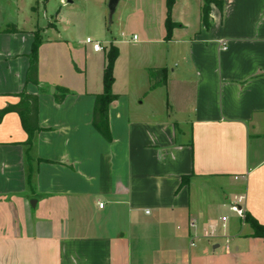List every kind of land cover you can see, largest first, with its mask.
Returning a JSON list of instances; mask_svg holds the SVG:
<instances>
[{
	"label": "crops",
	"instance_id": "crops-1",
	"mask_svg": "<svg viewBox=\"0 0 264 264\" xmlns=\"http://www.w3.org/2000/svg\"><path fill=\"white\" fill-rule=\"evenodd\" d=\"M122 1L121 32L108 28L102 52L63 34L62 8L52 28L32 7L29 30L1 33L0 110L37 95L39 130L27 145L18 114L0 122V264H244L253 245L264 260V241L232 211L264 226V0H218L209 28L203 0H177L168 40L166 0ZM111 46L108 140L94 114ZM151 69H166L164 86ZM58 88L70 91L60 104ZM224 221L229 246L191 247Z\"/></svg>",
	"mask_w": 264,
	"mask_h": 264
},
{
	"label": "rangeland",
	"instance_id": "rangeland-1",
	"mask_svg": "<svg viewBox=\"0 0 264 264\" xmlns=\"http://www.w3.org/2000/svg\"><path fill=\"white\" fill-rule=\"evenodd\" d=\"M67 1L0 0V36L1 33L9 32L17 26L23 30H29L32 7H35L34 10H38L37 14L33 15L35 21L39 22L40 26L48 28L54 26V17L62 8L60 12L62 21L58 22V26L64 29L63 34L66 36L83 40L89 37L93 41L99 40L103 44L113 36L108 32V28L112 34L119 36L121 32L119 18L125 8V1L119 2L114 15L109 10V0H72L73 4L66 5ZM130 19L128 17L125 23L135 29L137 23ZM129 21H131V25ZM37 31L41 33L38 27ZM259 252H263L261 246L253 245L251 251L247 252L243 263L264 264Z\"/></svg>",
	"mask_w": 264,
	"mask_h": 264
},
{
	"label": "trees",
	"instance_id": "trees-1",
	"mask_svg": "<svg viewBox=\"0 0 264 264\" xmlns=\"http://www.w3.org/2000/svg\"><path fill=\"white\" fill-rule=\"evenodd\" d=\"M177 0H166L167 7V18H166V30L168 40L171 38L172 31L177 25L172 21V12ZM204 7L202 10V22L206 28L210 26L211 6L216 5L221 7V2L218 0H203ZM11 33H18L16 27H14ZM34 42L29 55L30 67L27 75V83L38 85L39 84V48L42 43V39L39 31L35 33ZM119 57V49L111 46L107 54V64L104 70L103 94L97 96V102L94 114V126L95 128L108 140H111V131L109 125V111L111 105L117 101L118 96L112 92V87L115 82L114 78V67L115 62ZM150 76L153 80L154 87L164 86L167 82V71L166 69H151ZM61 95L56 96L57 102L60 104L63 102L64 97L70 93L69 90L58 88ZM20 101L17 105H8L4 109L0 110V122L4 116L8 113H16L21 118L23 125L28 134L27 145L32 143L33 134L39 130V97L32 95L27 92L17 96ZM245 223L248 224L253 230V238H259L264 241V226L261 225L254 217L249 214L245 216Z\"/></svg>",
	"mask_w": 264,
	"mask_h": 264
},
{
	"label": "built area",
	"instance_id": "built-area-1",
	"mask_svg": "<svg viewBox=\"0 0 264 264\" xmlns=\"http://www.w3.org/2000/svg\"><path fill=\"white\" fill-rule=\"evenodd\" d=\"M134 39L136 40L137 37H134ZM85 43L87 45L91 46L94 52H102L103 51L102 45L100 43H97L96 41H93V39H91V38H87ZM239 201L241 202L242 198H240ZM99 207L103 208L104 204H100ZM232 211L235 212L241 219H244L245 213H244L243 209L241 207H239V205L233 206L232 207ZM226 225H227V221H224V223L221 225L222 231H219L217 225H213L212 224V225L209 226L208 229L205 230L204 234H202L200 236L197 235V234H193L192 235V239H191V247H195L196 246V242L199 241L202 238H205L207 240L226 239V242H227V245H228L229 244V241H228L229 237L226 234ZM190 227L193 230L198 228L196 223H191Z\"/></svg>",
	"mask_w": 264,
	"mask_h": 264
},
{
	"label": "water",
	"instance_id": "water-1",
	"mask_svg": "<svg viewBox=\"0 0 264 264\" xmlns=\"http://www.w3.org/2000/svg\"><path fill=\"white\" fill-rule=\"evenodd\" d=\"M121 0H109V10L111 12L112 15H114L116 9H117V6L119 4ZM69 4L72 3V1H68ZM55 89H52V92H54Z\"/></svg>",
	"mask_w": 264,
	"mask_h": 264
}]
</instances>
